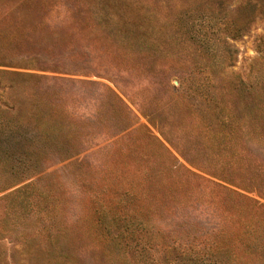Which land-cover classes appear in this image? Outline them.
Here are the masks:
<instances>
[{"label": "rangeland", "instance_id": "1", "mask_svg": "<svg viewBox=\"0 0 264 264\" xmlns=\"http://www.w3.org/2000/svg\"><path fill=\"white\" fill-rule=\"evenodd\" d=\"M0 264H264V0H0Z\"/></svg>", "mask_w": 264, "mask_h": 264}, {"label": "trees", "instance_id": "2", "mask_svg": "<svg viewBox=\"0 0 264 264\" xmlns=\"http://www.w3.org/2000/svg\"><path fill=\"white\" fill-rule=\"evenodd\" d=\"M222 3H223V1H222ZM253 5V8L255 7V5L254 4H252V2H250L249 3V6H252Z\"/></svg>", "mask_w": 264, "mask_h": 264}]
</instances>
